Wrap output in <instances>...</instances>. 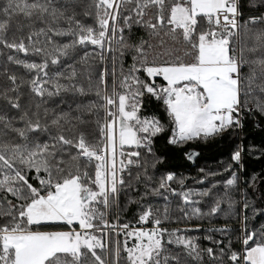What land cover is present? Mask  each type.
<instances>
[{"label": "snow or ice", "instance_id": "obj_1", "mask_svg": "<svg viewBox=\"0 0 264 264\" xmlns=\"http://www.w3.org/2000/svg\"><path fill=\"white\" fill-rule=\"evenodd\" d=\"M252 9L0 0V264H264V223H249L264 196L247 191L264 174L245 162L264 157V140L246 145L250 125L264 132V0ZM193 146L228 152L200 189L173 167ZM174 202L179 219L225 218L209 246L166 226Z\"/></svg>", "mask_w": 264, "mask_h": 264}, {"label": "trees", "instance_id": "obj_2", "mask_svg": "<svg viewBox=\"0 0 264 264\" xmlns=\"http://www.w3.org/2000/svg\"><path fill=\"white\" fill-rule=\"evenodd\" d=\"M249 3L250 0H242V4L244 7V15L245 17H248L249 15H256L258 12H256L255 9L249 10ZM82 19H85L82 17ZM86 23H91L90 20L85 19ZM130 62V61H129ZM264 140V132H261L260 128L255 127V125H250L248 130V136L246 140L247 146H255L256 148L261 147V141ZM198 147L199 150L202 152V155L197 159L195 163H189L187 161H184L180 157H177L174 161L173 167L175 168V171L177 174H182L183 176L187 177L186 184L190 188L194 189H200L204 187V185H199L195 183L196 179L201 178V173L199 169L203 168L205 170H215V171H222V164L228 161V152L223 149H216L212 147H205V146H193ZM245 162H246V168H247V174L248 176H251L252 174H264V157L257 159L253 156H245ZM226 175V173H225ZM216 179H219L217 177ZM257 191H253L251 188H249L247 191L249 193V200L252 202L253 205H258L261 197L264 196V185H261L259 182L257 184ZM175 200V198H174ZM176 203L174 202L172 205V216L173 221L171 223H167L166 226L171 228H181V229H196L199 227L201 229L200 232L191 231L189 232V235L192 236H199L201 239L199 240V243L202 246H209V241L204 240L203 237V229H207L209 227H223L226 223L225 218L223 216L213 217L211 219H204L203 221L198 220H183L179 219L180 214L178 211H176ZM160 206H163V202H160ZM136 213V206L132 205L130 208H128L126 211H120L119 212V222H134V217ZM249 223H255L257 226H259L260 223H264V219L257 218L256 220L251 219V208L249 209ZM117 216V209H113L112 213L109 217L110 221H115V217ZM123 240V237H121V241Z\"/></svg>", "mask_w": 264, "mask_h": 264}, {"label": "built area", "instance_id": "obj_3", "mask_svg": "<svg viewBox=\"0 0 264 264\" xmlns=\"http://www.w3.org/2000/svg\"><path fill=\"white\" fill-rule=\"evenodd\" d=\"M115 218H117V216H116ZM115 220H116V219H115ZM136 226H138V225H136Z\"/></svg>", "mask_w": 264, "mask_h": 264}, {"label": "water", "instance_id": "obj_4", "mask_svg": "<svg viewBox=\"0 0 264 264\" xmlns=\"http://www.w3.org/2000/svg\"><path fill=\"white\" fill-rule=\"evenodd\" d=\"M189 163H192V162H189Z\"/></svg>", "mask_w": 264, "mask_h": 264}]
</instances>
